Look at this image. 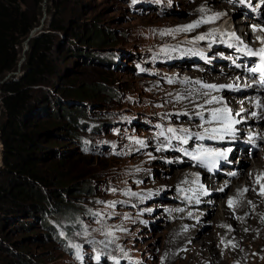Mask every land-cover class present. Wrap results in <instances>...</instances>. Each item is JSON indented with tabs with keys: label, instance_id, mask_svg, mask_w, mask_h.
I'll return each instance as SVG.
<instances>
[{
	"label": "rangeland",
	"instance_id": "obj_1",
	"mask_svg": "<svg viewBox=\"0 0 264 264\" xmlns=\"http://www.w3.org/2000/svg\"><path fill=\"white\" fill-rule=\"evenodd\" d=\"M56 1L46 3L44 30L51 31L53 19L66 26L64 31L56 32L51 54L58 71L48 84L35 89V99L45 97L57 111L60 103L70 109L79 106L85 114L84 120L77 122L56 119L61 127L57 133L44 136L42 144L50 148L44 150L38 167L50 182L43 187L51 203L55 204L52 199H57L56 191H61L65 198L79 203H72L79 215L74 213L72 221L68 215L49 216V225H44L40 219L43 213L32 210L5 222L0 226V264H194L186 249L187 240H201L203 234L210 236L206 245L213 264H264V213L247 214L241 230L233 206L228 208L229 220L235 223L218 224V213H222L219 209L226 202L229 206L231 183L241 178L239 168L247 169L255 159L250 152L251 159L240 162L243 152L233 149L240 145L238 141L250 140L246 133L253 127L248 130L239 119L250 111L232 114L230 120L240 121L234 124V134L213 140L208 137L215 134H206L205 129L218 128L223 121L207 122L198 115L208 113V106L190 108L186 102L190 88L167 89L176 83L210 85L193 74L206 72L211 65L224 80L230 76L225 83L215 85H239L244 89L238 92L226 88L243 105L242 97L249 94L246 90L254 86L243 87L241 76L231 77V72L236 69L234 56L245 55L238 47H250L251 38L235 33L239 37L237 46L234 42L224 45L221 34L212 32L219 31L213 23H205L204 29L198 30L205 34L204 40L179 32V27L194 16V8L208 7L200 0H67L59 10ZM248 1L258 12L264 10V2L260 7V0ZM216 2L221 7L224 3L231 8L236 5L233 0ZM42 11L44 16V4ZM226 15L230 13L222 14L219 20ZM247 16L241 11L231 17L244 22ZM95 23L105 30L107 42L89 43L91 34L87 29ZM208 28L212 30L206 31ZM73 34L86 39L80 41ZM160 61L164 62L161 66L157 64ZM160 69L172 75L162 74ZM96 86L103 89L93 91L89 98L67 99L62 90ZM178 96L184 98L178 100ZM169 128L176 131L169 132ZM137 140L144 141V145ZM49 143L61 146L51 147ZM199 147L231 151L227 160L220 161L219 172L212 174L179 150L194 152ZM260 152L264 154L262 149ZM233 172L236 175L230 176ZM224 181L229 182L227 187L221 185ZM245 185L246 180L242 188ZM85 229L87 236L83 235ZM108 231L113 235H106ZM69 242L82 246V260ZM199 244L202 246L203 241ZM97 253L99 261L94 259Z\"/></svg>",
	"mask_w": 264,
	"mask_h": 264
},
{
	"label": "trees",
	"instance_id": "obj_2",
	"mask_svg": "<svg viewBox=\"0 0 264 264\" xmlns=\"http://www.w3.org/2000/svg\"><path fill=\"white\" fill-rule=\"evenodd\" d=\"M66 2L57 0L56 9L59 10ZM43 4L44 0H0V80L18 69L24 41L41 24ZM48 11L51 12V7H48ZM49 29L51 31L41 33L30 41V49L22 65L23 75L14 77L1 88L0 142L3 162L0 163V226L20 213L32 210L43 213L40 219L44 225H49V216L68 215L72 221L74 213L78 214V208L72 203H79L65 198L61 191H56L57 199H52L55 204L51 203L43 187L50 185V182L38 167L45 154L44 150L50 148L42 144L44 136L57 133L61 127L56 119L59 117L77 122L78 119L84 120L85 114L84 108L79 106L70 109L60 103L57 111L52 109L53 105L45 97L35 99V89L48 84L50 78L57 74L58 69L51 54L56 32L64 31L66 26L60 20L53 19ZM87 30L91 34L90 44L107 42L105 30L100 25L95 23ZM73 35L80 41L86 39L80 34ZM163 63L157 62L160 66ZM99 89L103 88H62L67 99L89 98L93 96V91ZM57 125L59 127L56 128ZM67 125L72 124L68 122ZM49 146L60 148L61 145ZM61 189L67 192L70 190L65 186ZM19 254L24 256L22 252Z\"/></svg>",
	"mask_w": 264,
	"mask_h": 264
},
{
	"label": "bare ground",
	"instance_id": "obj_3",
	"mask_svg": "<svg viewBox=\"0 0 264 264\" xmlns=\"http://www.w3.org/2000/svg\"><path fill=\"white\" fill-rule=\"evenodd\" d=\"M233 1L236 3V5H234L233 8H231L230 7L231 5L228 6L227 3H224L225 6L221 7V5L217 4L216 0H200V2L205 3L208 7L207 8H200V7L194 8L193 11L195 12V14L192 17V19L190 21H187L184 25H181V27H179V29H181L182 26L192 24L196 21H199L202 19L206 20L215 14H221L219 16V18H220L222 16V14L229 12L230 15H226L224 18H221L220 20L218 18L215 21L210 22V23H213L214 25H216V29H219V31H216L215 29L212 30L209 28L206 31L210 32L212 30V32H217V33L221 34V36H222L221 41H223L224 45H228V42H234L235 45L237 46V41H234V39L232 40L231 36L229 35L233 32L236 33L237 35H241L240 33H242L243 35L248 37V39H250V35H253L255 37L254 30L249 27V24L245 23V20L248 22L250 21L252 23L254 21H261L264 23V10L262 12H258L257 10H255L253 7H251L249 5L248 0H233ZM201 9H203V11H201ZM241 11H245L248 14L247 18L243 19L244 22L241 21V19H236L235 17L234 18L231 17V16L235 15L237 12L239 13ZM204 24L205 23H201L199 25V27L194 28L190 31H185V32L189 33V35H191V36H193V35H197V37L205 36L204 33H200V32L198 33V30L204 29V28H202V26ZM180 31L181 30H179V32ZM237 32H239V33H237ZM263 37H264V33H263ZM219 42L220 41H218V43ZM249 44H250V46L252 45L251 43H249ZM208 55H211V54H208ZM242 57H244V55H242V54H236L234 56L233 61L236 64V66L240 64V62H241L240 58H242ZM207 69L208 70H206V72H203V73L197 72L193 75H196L202 81L203 80L208 81L210 83V85H215L214 83H217V82H224L225 83V81H228L230 78V76H229V78L226 77L224 80V78L222 76H220L219 74H217L215 72V69H213V67L211 65H209ZM185 71L188 74H192L191 70L186 69ZM231 75H232L231 77H233L234 75L235 76L238 75V71L236 69L235 70L233 69L231 72ZM185 80H187V79H185ZM188 80H190V79H188ZM179 85H182V86H179ZM188 88H190L189 89L190 96L186 97V99H187L186 102L188 104H191L190 108L198 109L200 107L203 108L204 106H205L204 108H206L207 106H208L207 108H210V109H208V113H205L204 115L202 114L203 118L207 122L214 121V120H212V114H213V111L216 109H221L224 107L231 109V114H230L229 119H231V117L233 115L236 116V114L238 112H240V113L246 112L247 113V111L249 112V111L253 110L254 105L252 104V106H250L252 101L249 99H248L249 101L247 100L248 94H245V96L242 97L245 99L242 102L243 105H239L240 101H239L238 96H235V94H229L227 92L226 88H223L220 90H215V89L206 88V87H204V85H202V86H197V85H192V84L183 85V83L182 84L176 83L175 85L170 84L167 87L168 90H174V89L184 90V89H188ZM250 89L252 91H254L256 88L252 87ZM243 90L244 89H239L238 92H243ZM217 91H219L220 93H218L215 98H217V100H219L220 102L219 103H217V102L208 103V101H211L213 99V97H210L209 95L214 93V92H217ZM246 92L250 93L249 91H246ZM263 104H264V102H263ZM241 109H244V111H241ZM260 117L264 119V108H263V111H262V114ZM246 118H247V116L243 115V117L239 118V119L243 120L244 123H249L246 120ZM248 141H251V140H244L243 142H248ZM254 142H256L255 143L256 145H255L251 155H255V159L252 161L253 163L247 169H244L243 167L239 168V171L237 173H238V175L240 174L239 176L241 178L238 181H234L231 183L232 184V188L230 190L231 194L227 198L228 200L233 199L235 201V203H234V207H235L234 217L237 219L238 222H240L239 225L236 223L235 226L238 225V227H240L241 230H242V228H244V224L247 223V220H248L247 214H248V216H252V215H262V213H264V194H261V192L257 193V189H260L261 186H260V184L256 183V177L258 175H260L261 173H264V154L260 152L261 149H262V151H264V130L263 131L259 130L258 136L254 139ZM0 145L2 146V143H0ZM1 146H0V149H1ZM259 147H261V148L258 149ZM233 149L237 150V151L241 150L243 152L244 156L242 159H239L240 162H245V160H244L245 158L247 160L251 159V157L248 156L249 155L248 150L251 149L250 146H242V144L240 143V145H238V146L234 145ZM247 156H248V158H247ZM2 157L3 156H2V149H1V151H0V163L2 161ZM195 176H197V175H195ZM189 177H192L191 174H189ZM244 180H246L245 187L248 189V191L243 192V194L241 195V192L244 189V188H242L243 187L242 181H244ZM261 183H264V180H262ZM227 184H229V182L224 181L223 184H221V185L225 186ZM216 185H217V183H216ZM225 204L226 205H222L221 209H219V211H221L222 213L221 214L218 213V215H219L218 224L219 225H225L226 223L234 224L235 222L229 220V216L231 215L229 213L230 209H228L229 206L227 205V202ZM192 232H195V230H193ZM200 235L201 234H198V235H196V237L200 236ZM209 238H210V236H208L207 234H203V237L201 238V240L195 241L192 238L187 240L188 245L186 244V249L188 250L189 256L191 257L190 259L192 260V262L194 264H213L212 260H211L212 258L210 259V257H209L210 254H208V252H210V251L207 252V250L210 248V247H208V244L206 245V242ZM200 241H203L202 246L199 244Z\"/></svg>",
	"mask_w": 264,
	"mask_h": 264
},
{
	"label": "snow or ice",
	"instance_id": "obj_4",
	"mask_svg": "<svg viewBox=\"0 0 264 264\" xmlns=\"http://www.w3.org/2000/svg\"><path fill=\"white\" fill-rule=\"evenodd\" d=\"M201 11H203V9H201ZM221 14H215L212 17L208 18V19H202L199 21H196L192 24L186 25V26H182L181 31H190L194 28L199 27V25L201 23H210L215 21L216 19L219 18ZM261 31H264V29H260ZM231 36L232 39L239 41V37L236 36L235 33H231L229 34ZM206 37L205 36H200L197 39L198 40H204ZM257 39H262L264 40V38H260L258 37ZM232 46V45H229ZM238 51L240 52H247L248 56H258L261 58V64L258 65L257 67L254 68H249L248 71L251 73H260V83L262 85H264V47H262L259 51L257 52H253L250 49H247L246 46L244 47H238ZM143 71V69H141ZM170 83L172 82L171 80L169 81ZM204 87L209 88V89H215V90H220L222 88H229V89H239V85H204ZM184 97H177V99H183ZM222 99V98H221ZM212 102H217L219 103L220 101L217 100V98L213 97V99L211 101H208V103H212ZM255 104L257 107L259 108H264V104H261L259 100L255 101ZM241 111H244V109H241ZM230 114H231V109H228L227 107L221 108V109H216L213 111L212 114V120L214 121H223L222 125L218 128H212V129H205V133H214L215 135H209L208 138L216 140V139H220L223 140L225 138L226 135H233L234 134V124L239 123L240 121H235V120H230ZM198 115L202 114L198 113ZM237 115H239V113H237ZM251 115L255 116L256 113L252 112ZM169 132H175V129L169 128L168 129ZM182 131L184 132H188L187 129H182ZM160 135H163V132L160 133ZM190 135H196L198 137V139L203 140L205 139L204 135L198 134V133H192ZM178 139H181L183 143L187 144L188 140L184 139L183 137H178ZM249 139L251 140V137H249ZM136 143L141 144L142 146L144 145V141L142 140H137ZM181 152L184 153L185 156L190 157L192 160L198 162L199 164H201L202 166L207 167L209 170L217 167L218 161L220 158H223L225 160H227V156H228V152L231 151V149H228L227 151H218L215 149H211V148H207V147H199L197 149L194 150V152H189L186 151L185 149L181 148L179 149ZM230 176H235L236 173H229ZM264 180V173H261L260 175H258L256 177V183L260 184V192L261 194H264V183H261V181ZM201 187H203L201 185ZM225 187H227V185H225ZM224 189H220V191H223ZM112 191H115V189H112ZM248 191L247 188L243 189L241 192V195L243 194V192ZM128 195H137L136 193H127ZM115 202H112V206H114ZM235 201L233 199H229L228 204L229 207H233L234 206ZM178 211H180L178 209ZM93 215H99V214H93ZM99 222V221H98ZM80 233H77V235H79ZM89 233L87 232V230L85 229V231L83 232V235L87 236ZM61 236H64L65 233L64 232H60ZM106 235L108 236H112L113 233L111 231H108L106 233ZM101 243H105L104 241H101ZM231 243V242H229ZM69 246L73 249H76V256L78 259L82 260V255H81V245H77V244H73L71 242H69ZM235 246V245H233ZM121 251H123V249H121ZM126 255V254H125ZM100 254L97 253L94 257V259L96 261L100 260ZM111 259L116 260L115 257H111ZM116 264H119V261H116Z\"/></svg>",
	"mask_w": 264,
	"mask_h": 264
},
{
	"label": "water",
	"instance_id": "obj_5",
	"mask_svg": "<svg viewBox=\"0 0 264 264\" xmlns=\"http://www.w3.org/2000/svg\"><path fill=\"white\" fill-rule=\"evenodd\" d=\"M48 0H44V16L41 19V24L36 26L30 33V35L28 36V38L24 41L23 43V53H22V57L19 61V65H18V69L16 71H12L9 72L7 74V76L0 80V93H1V88L2 85L5 84L6 82H8L9 80L13 79L14 77H21L23 75V71H22V65L25 62L26 58H27V51L30 49V41L38 36L41 33L47 32L46 30H44L45 27V20L47 18V12H46V3ZM0 100H1V96H0ZM2 114V108H1V104H0V116ZM2 156H3V151H2ZM2 162H3V157H2Z\"/></svg>",
	"mask_w": 264,
	"mask_h": 264
}]
</instances>
